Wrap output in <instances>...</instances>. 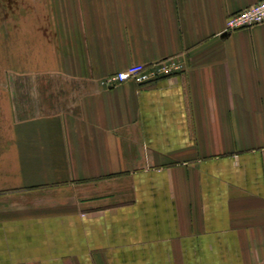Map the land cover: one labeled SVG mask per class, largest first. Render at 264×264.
I'll return each mask as SVG.
<instances>
[{
    "label": "crops",
    "instance_id": "crops-1",
    "mask_svg": "<svg viewBox=\"0 0 264 264\" xmlns=\"http://www.w3.org/2000/svg\"><path fill=\"white\" fill-rule=\"evenodd\" d=\"M258 1L0 0V264L264 263Z\"/></svg>",
    "mask_w": 264,
    "mask_h": 264
},
{
    "label": "built area",
    "instance_id": "built-area-1",
    "mask_svg": "<svg viewBox=\"0 0 264 264\" xmlns=\"http://www.w3.org/2000/svg\"><path fill=\"white\" fill-rule=\"evenodd\" d=\"M262 23H264V0H259L228 15L225 21V28L234 31ZM184 68V61L178 57H170L149 64L134 63L109 75L106 78V83L110 85H117L126 81H134L140 84L148 83L162 77L180 73Z\"/></svg>",
    "mask_w": 264,
    "mask_h": 264
}]
</instances>
